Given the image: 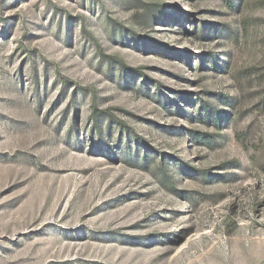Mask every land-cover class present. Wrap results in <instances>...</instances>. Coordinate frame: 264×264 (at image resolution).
Here are the masks:
<instances>
[{
    "label": "rangeland",
    "instance_id": "374dc122",
    "mask_svg": "<svg viewBox=\"0 0 264 264\" xmlns=\"http://www.w3.org/2000/svg\"><path fill=\"white\" fill-rule=\"evenodd\" d=\"M0 264H264V0H0Z\"/></svg>",
    "mask_w": 264,
    "mask_h": 264
},
{
    "label": "trees",
    "instance_id": "16d2710c",
    "mask_svg": "<svg viewBox=\"0 0 264 264\" xmlns=\"http://www.w3.org/2000/svg\"><path fill=\"white\" fill-rule=\"evenodd\" d=\"M204 118H206L208 121L213 120V116L210 115L208 112H205L204 115L201 114Z\"/></svg>",
    "mask_w": 264,
    "mask_h": 264
}]
</instances>
